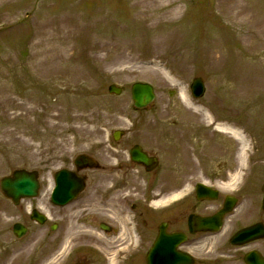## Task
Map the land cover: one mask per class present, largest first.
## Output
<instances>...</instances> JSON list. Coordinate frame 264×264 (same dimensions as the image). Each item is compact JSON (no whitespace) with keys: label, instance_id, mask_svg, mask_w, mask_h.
Here are the masks:
<instances>
[{"label":"rangeland","instance_id":"rangeland-1","mask_svg":"<svg viewBox=\"0 0 264 264\" xmlns=\"http://www.w3.org/2000/svg\"><path fill=\"white\" fill-rule=\"evenodd\" d=\"M194 77L206 88L197 112L177 95ZM136 81L154 87L158 119L202 125L204 149L219 153L205 165L222 156L214 118L244 137L242 164L227 137L234 171L264 178V0H1L0 179L27 168L49 184L75 155L98 156L101 135L129 128L122 120L153 119L133 111ZM110 84L123 93L110 95ZM223 242L203 239L201 264H243L245 250L217 258Z\"/></svg>","mask_w":264,"mask_h":264},{"label":"flooded vegetation","instance_id":"flooded-vegetation-1","mask_svg":"<svg viewBox=\"0 0 264 264\" xmlns=\"http://www.w3.org/2000/svg\"><path fill=\"white\" fill-rule=\"evenodd\" d=\"M148 112L138 115L153 119L122 120L129 128L121 129L118 140L113 139L114 129L101 135L98 156L88 154L95 156L98 167L80 170L72 163L59 168L49 187L42 184L35 198L17 203L6 198L0 187V264H146L147 252L160 232L168 251L171 234L185 237L173 241L176 251L190 253L200 264L202 239L229 240L243 227L264 224L259 202L264 178L256 179L250 172L238 180L236 191H229L235 189L229 180L234 173L230 163L234 152L227 143L231 136L222 133V141L216 142L222 156L205 165L203 155L215 159L219 153L208 154L212 146L204 149L201 125L160 120L157 113ZM135 149L145 154L147 164L132 161ZM63 170L72 175V192L54 193L51 199ZM252 182L259 183L251 210ZM232 203L235 206L228 212ZM223 209L218 231L190 232V216L212 220ZM257 245L264 247V239L246 246L252 250Z\"/></svg>","mask_w":264,"mask_h":264},{"label":"water","instance_id":"water-1","mask_svg":"<svg viewBox=\"0 0 264 264\" xmlns=\"http://www.w3.org/2000/svg\"><path fill=\"white\" fill-rule=\"evenodd\" d=\"M192 93L195 97L202 95L204 91V86L201 79H194L193 84L191 85ZM108 91L114 94H119L121 92L120 88L110 85ZM131 96L133 103L136 107L141 108L149 104L153 98V88L147 83L136 82L131 86ZM116 136V135H115ZM136 155H132L133 159L137 162H145L144 156L138 152H135ZM85 157H79L78 160H84ZM2 190L7 197L12 198L17 201L18 197H28L34 196L37 189V180L34 174L26 171H15L12 174V178H3L1 180ZM61 189V188H60ZM62 191V189H61ZM263 208H264V199H263ZM208 222V221H204ZM203 222L201 223V225ZM204 227V226H202ZM264 237V227L260 225H255L250 228H245L240 230L231 240L233 245H242L249 241L255 240L257 238ZM174 254L173 250L171 255ZM163 250L158 245L153 251L148 255V264H167L164 263L163 259ZM181 264H193L189 257L182 258ZM177 262V261H176ZM245 264H264V258L260 256L257 252H251L244 257ZM177 264V263H172Z\"/></svg>","mask_w":264,"mask_h":264},{"label":"bare ground","instance_id":"bare-ground-1","mask_svg":"<svg viewBox=\"0 0 264 264\" xmlns=\"http://www.w3.org/2000/svg\"><path fill=\"white\" fill-rule=\"evenodd\" d=\"M179 94H180L179 97H180L181 101L184 104H189L187 96L185 95V93L183 91H180ZM196 110H198V109H196ZM216 129L217 130L226 131L227 133L231 134L232 137H234L236 140H238L240 142V144H241V148H240V153L241 154L240 155L242 156L244 151H245V141L242 138L241 134L238 131L234 130V129H228V128H223V127H217ZM236 178H237V175L235 174V175H233L232 180H236Z\"/></svg>","mask_w":264,"mask_h":264}]
</instances>
